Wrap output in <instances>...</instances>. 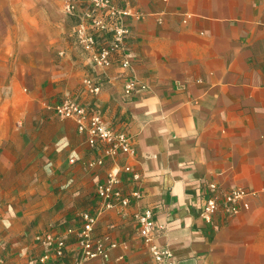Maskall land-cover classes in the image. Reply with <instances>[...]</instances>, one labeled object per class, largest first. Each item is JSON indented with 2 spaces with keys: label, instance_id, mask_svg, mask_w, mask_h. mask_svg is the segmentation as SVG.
Wrapping results in <instances>:
<instances>
[{
  "label": "crops",
  "instance_id": "0c3cea01",
  "mask_svg": "<svg viewBox=\"0 0 264 264\" xmlns=\"http://www.w3.org/2000/svg\"><path fill=\"white\" fill-rule=\"evenodd\" d=\"M115 2L140 13L128 20L130 66L115 56L93 95L82 90L89 53L71 34L64 0H0V73L27 74L25 112L0 131V259L42 264L53 243L38 237L50 232L65 240V255L44 264H77L76 237L65 229L95 211L108 169L122 192L135 188L128 167L140 174L142 197L99 216L93 235L117 245L107 259L80 264H165L139 234L145 208L173 264H264V0ZM129 77L146 88L125 93ZM66 97L126 131L134 153L88 166L101 152L54 111ZM209 183L219 195L253 194L238 213L206 221L199 208Z\"/></svg>",
  "mask_w": 264,
  "mask_h": 264
},
{
  "label": "built area",
  "instance_id": "2783aa9c",
  "mask_svg": "<svg viewBox=\"0 0 264 264\" xmlns=\"http://www.w3.org/2000/svg\"><path fill=\"white\" fill-rule=\"evenodd\" d=\"M64 10L76 19L71 31L73 38L83 50L89 53L91 73L83 79V90L97 95L103 84L100 71L111 66L115 56L120 58L118 62L122 68L130 66L126 56V42L131 32L128 20L131 17L139 18L140 13L130 5L117 4L115 0H64ZM135 88H146V85L138 82L134 77L126 79L125 93H131ZM53 109L59 117L72 119L77 130L84 133L87 145L101 152L100 156L87 161L88 166L103 165L107 157H114L119 152L128 155L134 153L132 139L126 131L106 123L97 111L91 110L84 102L73 97H66L55 104ZM126 168L137 186L128 193L122 192L119 189L118 171L108 169L105 180L96 186L98 204L95 211L82 212L79 215V224L65 229V233H72L76 237L79 254L77 264L94 258L107 259L108 250L115 247L117 243L108 236L93 235L99 216L117 206L126 207L133 199L139 200L142 197L139 172ZM252 194L243 188H235L219 195L216 184L209 183L208 192L204 195L199 208V215L206 221H210L218 210L229 216L234 215L248 206L246 199ZM137 222L139 234L153 259L157 262L173 264L170 250L154 242L158 225L153 219L152 211L145 208L137 215ZM38 240L42 243H53L51 251L39 257L40 263L44 264L52 257L60 259L65 255L66 245L61 235L48 232L39 236ZM0 264H3L2 259Z\"/></svg>",
  "mask_w": 264,
  "mask_h": 264
},
{
  "label": "rangeland",
  "instance_id": "374dc122",
  "mask_svg": "<svg viewBox=\"0 0 264 264\" xmlns=\"http://www.w3.org/2000/svg\"><path fill=\"white\" fill-rule=\"evenodd\" d=\"M74 22H76V19ZM27 74H1L0 73V131L11 122L14 124V120L17 121L20 114L24 113L19 102L22 101L23 97L26 98V89H23L24 82L26 80ZM15 84V89L13 88ZM82 81V90H83ZM30 104L28 102L27 109H30ZM9 120V122H8Z\"/></svg>",
  "mask_w": 264,
  "mask_h": 264
}]
</instances>
